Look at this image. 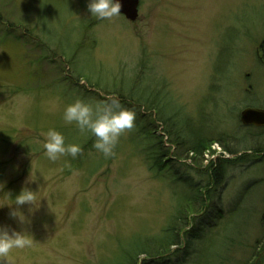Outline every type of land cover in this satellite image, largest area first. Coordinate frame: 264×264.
Listing matches in <instances>:
<instances>
[{
	"label": "rangeland",
	"instance_id": "rangeland-1",
	"mask_svg": "<svg viewBox=\"0 0 264 264\" xmlns=\"http://www.w3.org/2000/svg\"><path fill=\"white\" fill-rule=\"evenodd\" d=\"M141 1L132 25L122 15L92 17L89 0H0V18L30 42L0 31V137L19 129L11 144L0 142V159H9L0 168V225L27 229L33 239L31 247L13 250L12 264H264V148H251L259 147L255 139L264 143V130L239 121L247 105L264 106V0ZM43 42L44 52L28 49ZM46 54L99 96L78 98L51 63L37 60ZM38 84L43 88L33 98H7L9 87ZM77 99L94 108L120 100L135 112L113 156L93 147L90 132L64 121V109ZM50 128L82 146L84 170L67 176V158L51 161L31 150ZM152 128L174 158L170 164L151 166L160 158L150 150L161 144L138 142ZM25 137L28 146H21ZM208 142L218 144L188 158L187 149ZM232 150L235 158L222 159ZM25 187L39 191V208L20 206L29 220L21 224L7 204ZM201 199L211 223L197 220L188 235L187 220L199 216ZM169 236L179 239L174 251L153 254Z\"/></svg>",
	"mask_w": 264,
	"mask_h": 264
},
{
	"label": "clouds",
	"instance_id": "clouds-1",
	"mask_svg": "<svg viewBox=\"0 0 264 264\" xmlns=\"http://www.w3.org/2000/svg\"><path fill=\"white\" fill-rule=\"evenodd\" d=\"M120 0H89L88 10L91 16L98 20H111L121 15ZM63 119L68 124H75L81 133L90 132L95 137L93 147L104 157L113 156L114 149L121 136L131 130L135 125L136 114L132 110L123 108L118 102L110 105L93 107L82 99L75 100L66 106ZM44 137L42 147L44 155L51 161H56L62 156L70 155L77 158L83 151L78 143H67L63 133L56 129L41 132ZM39 191L27 187L7 204L12 211L10 215L18 218L21 224L28 223V217L20 206L28 204L30 210L37 207ZM41 203V201H40ZM33 245V239L27 229L17 231L8 226L0 225V264H12V252L15 249H24Z\"/></svg>",
	"mask_w": 264,
	"mask_h": 264
},
{
	"label": "trees",
	"instance_id": "trees-1",
	"mask_svg": "<svg viewBox=\"0 0 264 264\" xmlns=\"http://www.w3.org/2000/svg\"><path fill=\"white\" fill-rule=\"evenodd\" d=\"M156 131H155V129H150L149 131H147V133L145 134V135H142V137L140 136L139 138H137V140H138V142H141V143H143V142H146V143H149V142H156L157 144H158V146H159V144H161L160 145V147H159V149L158 148H156V149H154L153 151H151L150 149V152H152V153H154L157 157H159L160 159H159V163H157L156 161L155 162H152V164H153V166H157V165H160V164H162V162L163 161H165L166 159H165V156L167 155V150L165 149V147H164V144L162 143V139H160L161 137L160 136H156ZM152 138H155L156 140L155 141H152ZM256 140H259V141H257V142H259L260 144H259V146H261V147H264V143H262L261 142V140H260V138H258V139H255L253 142L254 143H257L256 142ZM252 142V143H253ZM210 144H213V143H210ZM209 144V142L208 143H206V144H204V145H198L197 144V146L195 145L194 147L192 146V147H190V149H192L191 151L190 150H188L187 149V154H191L192 153V156H196V157H200L201 156V154L204 152L203 150H205V148H208V147H211V145ZM148 145V144H147ZM210 145V146H209ZM221 145H225L224 143H221ZM208 146V147H207ZM146 149L148 150V147H146ZM208 151H210V149H207ZM190 151V152H189ZM212 151V150H211ZM186 153V152H185ZM194 154V155H193ZM150 157H151V159L153 160V158H152V156L150 155ZM202 158L200 159V163L199 164H202ZM220 175V174H219ZM193 198H195V197H193ZM184 200H185V203H187L188 201H191V203H193L194 202V199L192 200V199H190V198H184ZM183 202V201H182ZM180 211H181V207H179L178 208V214L175 216L176 218L181 214L180 213ZM168 228V227H167ZM164 240L166 241V243L164 242ZM178 238H173L172 240L170 239V236H169V240L167 239V237H162V238H160L159 239V246H160V248H157V249H161L160 251H155V252H153V254L155 253V254H157V253H159V252H161V251H166V250H168V249H171V247H173L175 244H176V242H178ZM264 242V238H262V240H261V243H263ZM161 243L163 244V245H161ZM260 243V244H261ZM139 245L141 244V243H138ZM163 249V250H162ZM126 256V255H125Z\"/></svg>",
	"mask_w": 264,
	"mask_h": 264
},
{
	"label": "water",
	"instance_id": "water-1",
	"mask_svg": "<svg viewBox=\"0 0 264 264\" xmlns=\"http://www.w3.org/2000/svg\"><path fill=\"white\" fill-rule=\"evenodd\" d=\"M138 0H120L121 10H123L128 17L135 19L137 16V2ZM241 121L246 124H264V110H259L255 108H248L242 111Z\"/></svg>",
	"mask_w": 264,
	"mask_h": 264
},
{
	"label": "bare ground",
	"instance_id": "bare-ground-1",
	"mask_svg": "<svg viewBox=\"0 0 264 264\" xmlns=\"http://www.w3.org/2000/svg\"><path fill=\"white\" fill-rule=\"evenodd\" d=\"M55 60V59H54ZM57 61V60H56ZM63 69V65H61L60 64V62L59 61H57V64H56V62L55 61H52V66H51V72H53L54 74L55 73H58V75H62V70ZM42 88H43V86L42 85H34V86H32V90L37 94L38 92H41V90H42ZM145 135V134H144ZM141 137H142V135H141ZM222 171H217V174H216V176L217 175H219L220 173H221ZM72 176V175H71ZM216 176H214L213 178H211V180L213 181L214 179H215V177ZM215 185V184H214ZM214 185H213V187H214ZM226 186V180H224V181H222V182H218V184H217V187L219 188V190H217L216 192L218 193L217 194V196H218V198H221L222 197V194H223V190H224V187ZM201 202H206V205H207V203H208V201H207V199H202L201 200ZM216 210V209H215Z\"/></svg>",
	"mask_w": 264,
	"mask_h": 264
}]
</instances>
